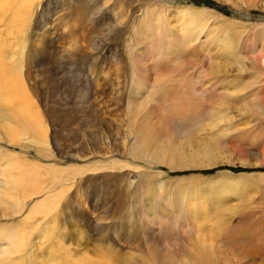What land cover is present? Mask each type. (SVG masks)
I'll use <instances>...</instances> for the list:
<instances>
[{
    "label": "rangeland",
    "instance_id": "obj_1",
    "mask_svg": "<svg viewBox=\"0 0 264 264\" xmlns=\"http://www.w3.org/2000/svg\"><path fill=\"white\" fill-rule=\"evenodd\" d=\"M5 1H0V12H4L0 13V34H3L0 35L3 39L0 40L3 48L0 52V99L12 96L21 100L22 110L31 121L39 124L43 137L39 143L23 140L20 144L0 138V184L3 185H0V264H154L149 245L156 242L161 243L163 256L169 251L178 252L176 264H179V248L187 235L183 218L179 223V202L187 205L191 217L196 209L201 213L199 220L203 219L208 211L214 210L209 204L217 198L211 187L221 180L220 173L247 174L259 179L264 177V158L257 156L261 147L256 146V140L235 139L233 132L227 137H215L214 132L199 129L189 122L171 120L167 117L169 114L161 111L151 113L149 119L153 126L156 124V140L164 142L168 137L183 150L189 148V139L203 145L215 142L219 156L214 165L208 168V163L203 162L201 167L173 169L167 160L159 163L160 160L153 156H133L129 152L132 144L129 138L139 127L144 131L146 108L156 105L139 106L145 95L143 91L137 95L133 92L132 72L141 74L151 69V76L167 80L172 71L161 62L155 69L149 65L154 55L150 54L153 42H148L155 36L153 28L134 36L130 26L138 23L140 12L148 6L151 14L163 13L171 22L170 27H178L175 8L188 6L195 11L204 9L209 29H229L234 40L242 32V38L252 34L254 29L245 27L264 26V9H246L240 0ZM215 33L226 39L219 31ZM227 42L230 40L225 44H210L211 47L206 43L204 49L210 52L209 58L214 59V63L226 61L227 55L223 52L228 51L226 46L231 47ZM195 53L196 58L191 53L186 55L195 63L194 72L187 70L195 75L189 80L188 90L192 103L196 104L193 118L198 119L192 122L199 121V114L204 117V102L196 90L200 88L198 79L202 81L207 74L197 76L203 53ZM142 57L149 60L145 70L141 68ZM4 70H9L10 74L3 75ZM4 77L10 79L6 82ZM8 84H14V88H9ZM226 89L229 100L234 102L239 96L237 91L233 93L232 86ZM251 101L247 99L248 104L235 105L230 112L236 117L239 113L234 108H252L247 107L251 106ZM138 106L144 108L135 113ZM220 107L218 109H230L231 105ZM130 116H135V128L130 125ZM258 119L264 125V115ZM243 120L234 118V129L242 130ZM149 133L146 129L142 136L152 145L155 141L148 137ZM11 159H17L14 167L9 164ZM21 170L39 177L42 188L24 196L17 183L14 184V176ZM3 174L5 178L11 177V181L3 179ZM209 178L216 179L209 181ZM149 181L158 193L156 197L151 198L147 191ZM13 186L19 188L13 189ZM17 189L19 198L14 196L18 194ZM46 192L51 197L42 201ZM5 197L8 200H4ZM152 204L155 209H150Z\"/></svg>",
    "mask_w": 264,
    "mask_h": 264
},
{
    "label": "bare ground",
    "instance_id": "obj_2",
    "mask_svg": "<svg viewBox=\"0 0 264 264\" xmlns=\"http://www.w3.org/2000/svg\"><path fill=\"white\" fill-rule=\"evenodd\" d=\"M240 1L242 5L245 6L246 9H252V8L264 9V0H240ZM9 5L12 4L9 3ZM10 10L11 9H9V11ZM175 10L177 12H175L174 16L179 17L176 22V25H178V27L175 26L170 27L171 22L169 23V20L166 17H164L165 15L163 13L160 14L156 12V15L151 14L153 12L148 6H146L140 12L138 23L130 26L132 27L131 30L132 35H134L135 33H141L140 35H143L145 31H148L149 29L153 28L152 31H154L155 39L153 38V40H148V42L150 43L153 42L150 44L151 47L150 54L154 53V55H152L151 57L152 59L149 65L154 66L155 69L156 64L158 62L164 63L166 68L169 67L171 69L172 74L167 78V80H165L164 78L161 79L159 76L156 75L151 76V74H149V71H151V69L147 71L145 70L147 69L146 65L148 64L149 60L148 59H147L148 61L145 60L144 57L141 58L142 61L141 68H143L145 72H142L141 74L136 71L132 72L131 86L133 92L137 95V93L143 91L145 95L143 102H140L139 106L143 105L144 103L145 105H148L150 103L153 104L155 103L154 106L156 105V107L153 108L152 107L150 108L149 106L146 108L147 111L144 114V117L146 116L144 118L146 124L143 126L145 127V129H143L144 131H146L147 129L151 132L148 134V137L154 140L155 142L151 145L152 142L142 136V133H144V131L142 132V130H140L139 127L138 130H135L136 132L133 131L132 133L133 136L129 138V141L132 142V144L130 143L131 145L129 146V152L133 156L138 158L153 156L157 160H160L159 163H162L161 161L164 162V160H167L170 162L173 169H183L187 167H194V168L201 167V164L203 162L208 163V165L205 164L208 168H211L212 163L214 165L215 160H217V156H219L216 148L214 147L215 142L206 143L203 145L201 142H200L201 144H196L194 143L195 141L189 139L188 141L189 148L183 150L184 148H181V145L179 143L177 144L172 143L173 141L168 140L170 139L168 137L166 138L167 140L164 142L156 140L157 136L154 135L157 132V131L154 132V126L156 124H154L153 126L152 122H150L149 119H151L150 118L151 113H154L155 111H161L162 113L169 114L167 117H169L171 120L174 119L175 121L177 120L182 123L189 122L190 124L198 126L199 129L202 130L206 129L210 133L214 132L212 134H214L215 137L218 136L227 137L230 132H233V136L236 135L235 139L249 138V140L250 139L254 141L256 140L255 141L256 146L258 145L259 147H261L260 150L262 152V153L261 152L258 153L257 156L264 158V125H262L261 121L258 119V116L260 117L264 115V26L261 25L259 28L245 27L246 29L248 28L250 30L254 29L252 34L250 36L245 35L244 36L245 38H242L243 37V32H242L240 33V36H237L233 40L234 37H232V35L228 33L230 31L229 29H225L224 27L223 28L215 27L209 29V24L207 23L208 21L207 15L204 9H197L198 11H195L193 8L188 6H179L175 8ZM3 13L4 12H2L1 14ZM230 24L237 25L236 23H230ZM214 30L216 32L219 31V33L226 36V39L224 40L219 38ZM1 36H3V34ZM202 38H204V40H202ZM0 40L2 42L3 39L1 38ZM229 40L231 47L230 48L227 46L225 47L229 52L228 51L223 52L225 53V55H227V57L225 58L227 62L225 61L226 63L224 62L223 64H221L220 62L214 63L213 62L214 59L209 58L210 52L204 49L206 43L207 45L213 43L214 44L218 43L217 45H219V43L225 44L224 42ZM141 41H145V40H141ZM225 48L223 50H225ZM2 50L3 48L0 47V52H2ZM197 51L203 53L201 55L202 58V61L200 62L201 67L199 70H197V76L200 77L203 76V73H207L206 75H204V79L202 81L198 79V81H200V88L196 90V93H198L200 98L203 99L204 102L203 106H205V109L203 112L204 117H202L198 113L199 121L192 122L195 118L197 119V117L193 118L194 116H196L194 111V105L196 104L192 103L193 101L189 97L188 90L191 85V82H189V80L192 78V75L195 76L194 73H192L195 71L194 70L195 63H193V61L191 60V56L187 58L186 55L187 54L194 55L196 54L195 52ZM194 56L196 58V55ZM220 57L223 59L221 55ZM212 58L214 57L212 56ZM216 61H218V59ZM14 64L15 62L13 63V66ZM191 69L192 72L188 73L187 70H191ZM6 74H10L9 70H4L3 75ZM9 79L10 78L4 77V80L6 82ZM247 80L251 82H246ZM8 85L9 88L11 89L14 88V84L11 85L8 84ZM227 86H232L233 89L232 92L234 93L237 91V94L239 95L238 98L234 100V102H231L229 100L230 94L228 92L229 90L227 91L226 89ZM160 92L162 93L160 97L157 98L156 95ZM10 97L11 98L9 99V97L4 96L3 98L0 99V138L5 137L8 140V142L12 144H20V142L23 140H30L33 142L37 141V143H39L38 140L40 141L43 137V131L39 128L38 126L39 124H36L37 122L34 123L33 121H31V119L27 116L26 112L22 110L23 106L21 105L22 103L21 100L19 99L15 100L14 97L13 98L12 96ZM159 98L162 99L159 100ZM247 99L252 100L251 106H247V107H252V106L253 107L243 110H239V107L234 108V110L236 111L238 110L237 112L239 113L238 115H236V117H238L239 120L244 119L243 129L242 130L237 129L236 126H235L236 128L234 129V125L236 124L234 123V118L236 119V117L232 115L233 113L232 111L230 112V110H232L235 105H238L240 103L248 104V102H246ZM228 100L230 102H227ZM14 102L18 104H16L15 106ZM213 105L216 106L213 107ZM221 105L227 107L231 105V107L230 109L229 108L224 109L225 110L224 111L221 110L223 109L220 107ZM139 106L137 107V110H135V113L142 110V108H144ZM219 107L221 109H218ZM137 116L139 115L137 114ZM134 117H131L132 124L130 125L132 128L136 127V122H137L135 121ZM144 119L142 118V124ZM139 123H141V120L139 121ZM156 123L160 124L159 122ZM147 125L148 128H146ZM193 125L190 126L194 127ZM192 127L190 128L192 129ZM179 131H182V129H180ZM238 142H240V140H238ZM16 160L17 159L9 160L10 161L9 164L11 167H14ZM11 167H9V169ZM11 175L12 172L10 173V176ZM1 176L3 179L5 178L4 174ZM11 177L9 178L11 179ZM219 177L221 180L217 183H214V185L211 187L212 188L211 191L214 193V196L217 198V200H215L213 203L210 202L211 204H209L211 209L214 208V210L208 211L205 214V217H203V219L199 220L200 217L198 215L201 213H198V210H196L195 208H194L195 215L191 217L187 205H184L183 201L179 202V217L178 216L177 217L179 218V223L180 221H182L183 218L185 224V227L183 226L185 228L184 233L187 234L186 237L184 238L185 244L183 242V245L179 248V264H264V186H262L264 184V177H260L259 179H253L247 174L236 175L227 171L221 172ZM38 178L32 172L29 171L24 172L21 170L20 174H15L14 184L16 185L17 183V185L21 188V193L25 196L28 194V192L34 191L36 189L38 190L40 188L41 184L39 183L41 182L38 181ZM5 179H7V181H11L8 178ZM212 179L215 180L216 178H209V181H213ZM148 183L149 184L147 191L151 194L150 197L151 198L156 197L157 192L155 191L154 187L150 184L151 182L149 181ZM3 184L5 183L3 182ZM13 187H12L13 189L19 188L15 186ZM48 193L49 192L45 193L44 195L45 197L42 201H46L47 198L51 197V196L49 197ZM4 194H5L4 196H7L6 193ZM16 194H14V196H17L19 198V191L18 194L17 195ZM14 196L13 198L15 199ZM182 197H184V195ZM5 199L6 197L4 198V200ZM13 202L11 204H14ZM17 202L20 203L18 199ZM233 202H236L235 203L236 205L235 204L232 205ZM23 208L25 209V206ZM155 208H156L155 204H152L150 209H155ZM148 209L149 208H147V210ZM204 210L206 209L204 208ZM145 212L147 213V211ZM9 216L10 215H8V217ZM152 226L154 227V225ZM149 246L151 252L150 254L152 256L154 264H176L178 252L169 251L167 252V255L165 253L163 256L161 255L160 252L161 243L156 242ZM9 260L10 259H8V261ZM112 260L113 258L111 259V261Z\"/></svg>",
    "mask_w": 264,
    "mask_h": 264
}]
</instances>
